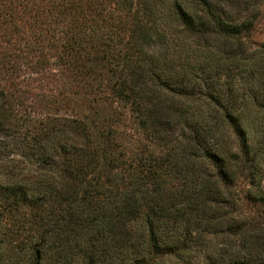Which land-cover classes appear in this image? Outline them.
<instances>
[{
  "label": "trees",
  "instance_id": "1",
  "mask_svg": "<svg viewBox=\"0 0 264 264\" xmlns=\"http://www.w3.org/2000/svg\"><path fill=\"white\" fill-rule=\"evenodd\" d=\"M259 1L0 0V264H264Z\"/></svg>",
  "mask_w": 264,
  "mask_h": 264
},
{
  "label": "rangeland",
  "instance_id": "2",
  "mask_svg": "<svg viewBox=\"0 0 264 264\" xmlns=\"http://www.w3.org/2000/svg\"><path fill=\"white\" fill-rule=\"evenodd\" d=\"M237 13V12H236ZM264 40V0L258 2V7L255 11V18L253 27L249 33L248 41L251 46H256L258 43ZM131 139H128L130 141ZM130 147H134L136 142L133 140Z\"/></svg>",
  "mask_w": 264,
  "mask_h": 264
}]
</instances>
